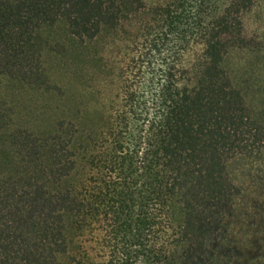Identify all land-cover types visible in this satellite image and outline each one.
<instances>
[{"label": "trees", "instance_id": "1", "mask_svg": "<svg viewBox=\"0 0 264 264\" xmlns=\"http://www.w3.org/2000/svg\"><path fill=\"white\" fill-rule=\"evenodd\" d=\"M257 1L0 0V75L50 85L57 22L108 44L96 102L2 144L0 264H227L228 162L264 148L228 60L264 51L244 23Z\"/></svg>", "mask_w": 264, "mask_h": 264}, {"label": "rangeland", "instance_id": "2", "mask_svg": "<svg viewBox=\"0 0 264 264\" xmlns=\"http://www.w3.org/2000/svg\"><path fill=\"white\" fill-rule=\"evenodd\" d=\"M244 23L251 37L264 38V0H258L246 13ZM50 31L45 32L42 45L50 85L40 84L41 76L22 80L0 75V158H6L10 149L6 142L14 130H29L38 135L52 132L59 120H73L77 109L96 102L92 77L96 74L101 78L107 73L108 63L103 57L108 44L80 43L60 22ZM228 60L234 82L243 88L254 118L264 123V51L254 46L235 47L230 50ZM105 101L97 98L99 109ZM98 117L99 114H94L96 120ZM2 144L8 149L2 148ZM228 171L239 193L227 222L233 251L225 261L264 264V148L234 157L228 162Z\"/></svg>", "mask_w": 264, "mask_h": 264}]
</instances>
